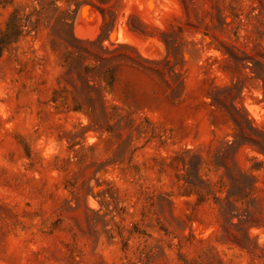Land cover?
<instances>
[{"label":"rangeland","instance_id":"1","mask_svg":"<svg viewBox=\"0 0 264 264\" xmlns=\"http://www.w3.org/2000/svg\"><path fill=\"white\" fill-rule=\"evenodd\" d=\"M0 264H264V0H0Z\"/></svg>","mask_w":264,"mask_h":264}]
</instances>
